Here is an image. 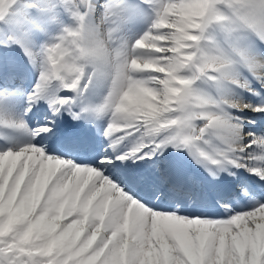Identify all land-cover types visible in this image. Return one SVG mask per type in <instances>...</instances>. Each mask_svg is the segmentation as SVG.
<instances>
[{"label": "snow or ice", "instance_id": "1", "mask_svg": "<svg viewBox=\"0 0 264 264\" xmlns=\"http://www.w3.org/2000/svg\"><path fill=\"white\" fill-rule=\"evenodd\" d=\"M0 264H264V0H0Z\"/></svg>", "mask_w": 264, "mask_h": 264}, {"label": "bare ground", "instance_id": "2", "mask_svg": "<svg viewBox=\"0 0 264 264\" xmlns=\"http://www.w3.org/2000/svg\"><path fill=\"white\" fill-rule=\"evenodd\" d=\"M140 31H143V27H141L140 28ZM18 52V51H17ZM22 70V69H21ZM22 73H23V70H22ZM34 79H35V74L30 78V79H25L26 81H28L29 82V84H28V87H30L31 86V83L32 82H34ZM169 151H172V150H169ZM186 156V158H185V160L184 161H181L182 159H179L180 160V164H183L185 161H187V164L188 165H190V166H193V167H196V168H198L204 175H206L207 177H208V174L204 171V169L200 166V165H196L193 161H191V158L190 157H187V153H184V157ZM188 158V159H187ZM184 167V166H183ZM186 170H182V172H185ZM185 176H186V174L185 173H183ZM208 184H210L209 182H208ZM210 186L212 187V185L210 184ZM196 187V186H195ZM242 207L241 208H238V209H236V210H244L245 208H247V207H250L251 205H250V202L249 201H247V200H245V202H238ZM192 206H194V205H192V204H190V205H182V208H184V207H186V211L187 212H189V213H198L200 210H198V209H193L192 208Z\"/></svg>", "mask_w": 264, "mask_h": 264}]
</instances>
